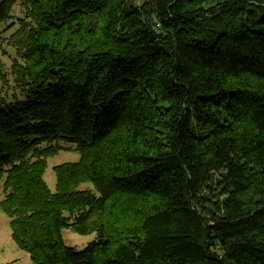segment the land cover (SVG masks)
<instances>
[{
    "label": "trees",
    "instance_id": "obj_1",
    "mask_svg": "<svg viewBox=\"0 0 264 264\" xmlns=\"http://www.w3.org/2000/svg\"><path fill=\"white\" fill-rule=\"evenodd\" d=\"M15 5L0 209L16 246L34 264H264V0H0V24ZM62 142L79 157L51 191ZM63 228L96 238L67 246Z\"/></svg>",
    "mask_w": 264,
    "mask_h": 264
},
{
    "label": "rangeland",
    "instance_id": "obj_2",
    "mask_svg": "<svg viewBox=\"0 0 264 264\" xmlns=\"http://www.w3.org/2000/svg\"><path fill=\"white\" fill-rule=\"evenodd\" d=\"M130 0H125L128 3ZM254 9H257L254 7ZM256 18L261 17L262 13L256 11ZM17 16H21L19 5H15L12 18L0 24V57L3 62L4 70L7 73V81L5 84L0 82V92L8 97L12 98L14 93H18L15 89L12 81V75L10 74V67L13 58L15 57L13 49L7 45V39L9 34L17 27ZM194 134L199 135L200 131L194 129ZM64 149H61L56 154L47 157V164L43 174V178L51 191L55 190V174L53 166L65 161H75L78 159L79 154L74 149L72 143H61ZM91 187L90 184L84 183L80 188ZM1 197V193H0ZM62 241L67 246H73L78 249L85 247L89 242L95 240L96 234H78L72 231L70 228H63L61 230ZM0 264H34L28 253L19 249L10 235V227L8 224V216L0 209Z\"/></svg>",
    "mask_w": 264,
    "mask_h": 264
}]
</instances>
